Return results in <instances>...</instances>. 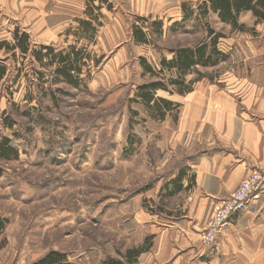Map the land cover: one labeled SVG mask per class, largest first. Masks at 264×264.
<instances>
[{
	"label": "rangeland",
	"instance_id": "1",
	"mask_svg": "<svg viewBox=\"0 0 264 264\" xmlns=\"http://www.w3.org/2000/svg\"><path fill=\"white\" fill-rule=\"evenodd\" d=\"M107 1L110 9L100 0H51L48 5L49 14L74 7L64 36L52 46L77 45L91 58H101L96 67L88 62L90 77L84 85L52 84L56 104L39 89L35 72L41 69L31 55L23 59L16 50L13 59L0 49V64L9 69L0 81V136H8L19 154L17 159L0 160V218L6 221L0 249L10 264L32 262L50 250L65 253L77 264H101L109 258L125 262L128 249L151 244L152 235L143 228H166L171 216L187 213L184 193L166 196V187L171 190L170 180L200 153L171 146L175 113L152 120L129 100L138 84L151 80L142 73L139 57L158 68L161 56L171 57V48L206 39L205 20L216 31L226 30L213 16L198 14L200 0ZM88 2L101 5L93 9V24H101L94 36L84 34L74 21L89 19ZM169 2L174 7L164 9ZM183 2L188 12L193 11L184 21ZM154 21L162 23V35L152 32L148 44L135 43L132 24L151 32ZM7 22L11 33L5 41L12 43L13 29L23 30L22 19ZM220 70L213 67L202 73L213 79ZM158 95L171 99L165 92ZM5 117L12 127L6 126ZM146 210L158 215L144 214ZM166 261L171 264V251Z\"/></svg>",
	"mask_w": 264,
	"mask_h": 264
},
{
	"label": "crops",
	"instance_id": "2",
	"mask_svg": "<svg viewBox=\"0 0 264 264\" xmlns=\"http://www.w3.org/2000/svg\"><path fill=\"white\" fill-rule=\"evenodd\" d=\"M51 4V0H0V41L11 33L7 21L12 18L22 19V31L33 47L52 45L64 36L74 7L68 6L71 12L49 14ZM162 7L174 5L169 2ZM208 15L226 30L218 45L228 57L201 69L221 67L213 79L206 75L193 83L191 91L171 94V100L178 104L177 112H173L176 123L171 146L200 153L186 164L182 187L176 193H184L183 209L187 213L171 216L166 228L154 224L143 228L152 235L151 244L132 264H167L170 251L171 264H264V195L252 198L235 214L213 244L200 242L199 231L213 208L253 168H264V17L250 10L241 12L238 24L247 29L242 31L219 21L211 11ZM146 211L144 214L158 215L155 210ZM10 263L7 253L0 249V264Z\"/></svg>",
	"mask_w": 264,
	"mask_h": 264
},
{
	"label": "trees",
	"instance_id": "3",
	"mask_svg": "<svg viewBox=\"0 0 264 264\" xmlns=\"http://www.w3.org/2000/svg\"><path fill=\"white\" fill-rule=\"evenodd\" d=\"M94 1V0H92ZM107 0H100L101 5H105L107 9L111 8V4ZM101 5H92L87 3L85 14L89 16V19L78 18L77 22L81 25L84 34L94 36L98 30V26H101L100 22L93 24L96 21L93 15V9H100ZM181 10L184 13L183 21L186 18L192 16L193 11L188 12L186 2L181 3ZM198 14L203 18L209 11L216 14L219 21L229 23L231 27H235L239 30H247L243 24H238V16L241 12L250 10L257 17H264V0H200L197 3ZM138 20L143 23L148 21L146 18L138 17ZM152 31H146L140 26L132 24V39L137 44L149 43L148 35L152 32L157 36L162 35V23L154 21L152 23ZM206 33V39L193 45H180L177 48H171V57L167 59L165 56H161L158 68L153 67L144 57H139L138 61L142 67V73L151 76V80L143 82L135 87L133 97L129 100L131 103L142 106L147 116L152 120L162 121L171 112H177L178 104L172 101L170 98L158 95L159 92H165L170 95L185 94L193 88V83L199 80L201 77H205L207 74L202 73L201 69L217 65L219 62L227 59L228 54L223 52L219 48V39L223 37V33L216 31L211 24L205 20L203 23ZM78 32V31H77ZM75 33V31L73 32ZM13 42H7L5 40L0 41V49L5 48L6 52H9L14 59L16 50L20 55L27 58V55H31L35 64L40 67L41 70L35 72L36 78L40 83L39 89L43 91L44 95H50V99L56 104V93L51 89L52 84H65L69 87L78 88L84 85L85 78L90 77V70H85L88 66V62L91 61L93 66H98L101 62V58L93 59L91 54L83 48L77 45H69L66 48L55 49L52 45H40L33 47L31 45L29 36L26 32L21 31L19 27H15L12 31ZM78 41V40H76ZM48 70V75L43 71ZM7 65L3 62L0 64V81L6 78ZM167 74V76H166ZM195 75L194 78L187 77L189 75ZM208 77V75H207ZM15 76L13 80H15ZM50 84V85H49ZM57 91H61L56 88ZM132 113L138 114L136 110H131ZM145 118H141L144 120ZM7 118H3V121ZM8 121V120H7ZM132 123L129 122V126ZM11 121L6 122L7 127H12ZM19 156L18 150L10 144V138L8 136H0V160L9 161L17 159ZM183 170L177 173L176 177L170 180L169 184H172L171 190H166V196L177 193L181 187V178ZM3 174V170L0 169V177ZM151 211V210H150ZM153 211V210H152ZM5 220L0 218V232L4 229ZM150 244L145 248H131L128 249L124 255L125 262L117 259H106L101 264H132L135 257L147 249ZM22 264H77L70 261L67 255L58 250H50L37 258L32 262H26Z\"/></svg>",
	"mask_w": 264,
	"mask_h": 264
},
{
	"label": "built area",
	"instance_id": "4",
	"mask_svg": "<svg viewBox=\"0 0 264 264\" xmlns=\"http://www.w3.org/2000/svg\"><path fill=\"white\" fill-rule=\"evenodd\" d=\"M256 192L264 194V168H253L248 176L216 205L206 227L200 233L201 244L204 246L213 244L217 234L235 214L247 206Z\"/></svg>",
	"mask_w": 264,
	"mask_h": 264
},
{
	"label": "bare ground",
	"instance_id": "5",
	"mask_svg": "<svg viewBox=\"0 0 264 264\" xmlns=\"http://www.w3.org/2000/svg\"><path fill=\"white\" fill-rule=\"evenodd\" d=\"M258 195H264V194H262L260 192H256V193H254V198L257 197Z\"/></svg>",
	"mask_w": 264,
	"mask_h": 264
}]
</instances>
